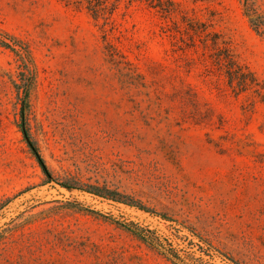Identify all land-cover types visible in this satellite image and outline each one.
I'll return each mask as SVG.
<instances>
[{
	"label": "rangeland",
	"instance_id": "obj_1",
	"mask_svg": "<svg viewBox=\"0 0 264 264\" xmlns=\"http://www.w3.org/2000/svg\"><path fill=\"white\" fill-rule=\"evenodd\" d=\"M246 1L0 0V264H264Z\"/></svg>",
	"mask_w": 264,
	"mask_h": 264
},
{
	"label": "trees",
	"instance_id": "obj_2",
	"mask_svg": "<svg viewBox=\"0 0 264 264\" xmlns=\"http://www.w3.org/2000/svg\"><path fill=\"white\" fill-rule=\"evenodd\" d=\"M245 14L249 18L251 25L253 26V28L257 32L264 31L263 21H262L261 15L257 13V11L252 7V5L248 3V1H246V3H245ZM21 82H22L21 83L22 86H24V84H25L24 81H21ZM243 82H245V80ZM18 86H21V85H18ZM17 92H18V99L23 102L25 97H23L21 95L22 93H20V89ZM26 93H27V90H26ZM20 130H21V133L23 134V137L29 142L30 149L34 153V155L37 159V162L41 168L42 173L45 175V177L49 178L50 177L49 172H48L46 166L44 165L42 158L39 156L38 150L36 149L34 142L31 140L29 131L25 127L24 123H21ZM63 186H65L67 188H71V187H68L67 185H63ZM86 192L93 195V196H97V197H100L103 199L111 200L113 202L123 203V204L129 205V206H134L131 203H129L128 201L127 202L124 201L122 195L116 191H113V190L102 189V188H98V187H90L89 189L86 190Z\"/></svg>",
	"mask_w": 264,
	"mask_h": 264
}]
</instances>
